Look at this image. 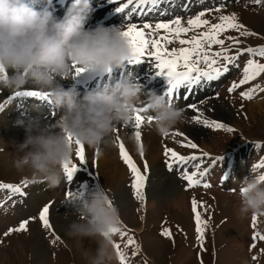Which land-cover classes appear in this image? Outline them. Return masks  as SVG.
I'll return each instance as SVG.
<instances>
[{"label": "rangeland", "instance_id": "1", "mask_svg": "<svg viewBox=\"0 0 264 264\" xmlns=\"http://www.w3.org/2000/svg\"><path fill=\"white\" fill-rule=\"evenodd\" d=\"M195 12L188 17L194 18L193 22L178 23L175 28L161 27L160 30L166 38L161 33H144L145 27H142L145 37L150 40H162L164 47L168 45L171 33L174 35V44L180 43L184 38L190 40L193 34L202 40L196 47H185L184 53L179 57L175 55L174 50L168 52V55L173 54L171 58L177 66L183 67L182 65L189 61L200 63L202 67L219 65L225 58H229L232 63L229 77H225L223 81L221 78L217 80L215 88L211 91L206 92L202 88L201 96L197 100L186 101L197 103L193 110L195 116L181 118V109L173 113L177 121L180 122L181 119L185 122H180L183 129L188 130L191 136H197L194 142L187 144L194 146L198 141L201 145L200 140H203L209 151L221 153L245 137L240 134L241 130L249 138L256 136L264 140V90L260 92L263 99L257 95V91L264 88V0H227L225 6L205 17H199ZM185 15L187 14L179 17ZM132 23L116 21L115 25L120 26L121 31ZM28 27L26 26V29ZM4 33H0L1 42L2 39L8 41L15 35ZM205 42L211 43L207 45ZM90 44V47L95 46V42ZM251 45L253 47H250ZM232 46L235 49L243 46L247 48L245 54L239 55L235 63L232 52L227 51ZM49 68L51 71L54 69ZM88 68L91 67L85 68L84 74ZM134 71L137 72L138 68ZM147 92L149 93V90ZM254 97L259 102L253 108L250 105L253 104ZM132 101L134 99L129 103ZM186 102L182 108L188 110L189 103ZM6 103L0 107V112ZM17 104L20 106L22 103L18 101ZM40 105L44 107L42 103ZM102 107L107 112L106 106ZM173 107L175 109V105ZM209 109L213 114L208 112ZM179 112L180 116L177 115ZM141 113L147 116L145 112ZM47 114L49 116V112L43 114L40 109L34 114L35 118H30V122L39 118L44 120ZM211 116L230 124L232 118L241 130L236 127L234 131L225 125L214 124L208 118ZM156 123L163 125L158 121ZM118 128L124 132L123 136H120L119 132L118 136L111 132V138L117 140L118 137H123L120 139L124 140L125 128L115 127L117 130L114 132H117ZM178 135L187 136L180 132ZM169 137L177 139L174 133ZM169 137L165 138L168 140L167 145V141L163 140L164 149L166 146L168 150L173 143ZM181 147L179 144L174 148L177 150ZM2 148L0 147V154L4 156ZM143 151V148H139L135 159L129 154L130 160L133 159L132 161L142 165L145 160ZM262 151L264 152V149ZM166 155L168 152L164 154ZM258 155L259 152L256 151H253L251 158L241 155L239 163H243L238 168L232 165L233 170L227 171L226 175V181L232 179L240 183L238 186L225 183L226 187L216 185L218 178L213 179L216 173L206 178L208 181L204 180V187L188 185L187 178L201 169L207 158H199L188 164L186 170L189 172L172 170L169 174L163 169V173L152 175L144 166L142 177L130 171L125 163H120L123 170L122 187L118 191L109 188L113 192L112 195L103 187V192L110 195L109 200L104 201L93 200L91 181L83 174H77L69 188L63 184L62 181L65 180L67 185L69 183L67 178L65 179L70 177L68 165L73 169L72 174L76 172V164L61 165V162H72L66 156L61 159V166L55 165V171L54 168L49 172L37 169L31 176H12L13 178L0 174V264H264V182H261L264 175V153ZM4 159L9 160L6 157ZM33 163L41 164L39 160ZM249 167L252 168L248 169ZM239 168L248 170L240 173ZM258 168L259 173L254 179H248ZM79 169L86 170V167L80 166ZM93 171L97 176V168ZM224 175L225 173L220 174ZM238 177L240 179L237 180ZM140 178L143 183L147 182L145 190L139 188ZM174 181L179 189H176L177 192L172 189ZM49 182H56L54 189L51 188L52 185L49 187ZM240 186L246 187L248 194L241 192L238 188ZM141 192L148 196L147 200L151 197L156 203L154 201L153 205L147 207V200L142 201L140 198ZM175 194H182L183 206H176L172 202ZM111 211H115L114 216H110ZM196 213L200 214L202 220L199 223L193 220ZM253 219L258 231L252 227ZM143 225L145 230L137 235ZM130 229L132 231H128ZM80 235L83 238L82 248L77 249L75 242Z\"/></svg>", "mask_w": 264, "mask_h": 264}, {"label": "bare ground", "instance_id": "2", "mask_svg": "<svg viewBox=\"0 0 264 264\" xmlns=\"http://www.w3.org/2000/svg\"><path fill=\"white\" fill-rule=\"evenodd\" d=\"M43 29L40 27L36 28L34 33L40 35ZM99 34L102 36L99 37V35H95L88 39V42H95V46L98 47L79 53L76 57V65L81 66L84 61L89 60L88 57H91L92 61L93 57H96L93 53L96 50L100 51V48H105L106 51L111 50V44L115 45L121 43L123 50L114 52V57L109 62H125L129 59V56H137L132 50L125 49L126 46L122 43V38L125 36H123L121 40L120 38H113L114 28L110 29L105 26L104 30ZM77 39L85 41L83 35L77 36ZM42 41L43 39L39 38L28 45L23 44L17 46L12 45L7 40L2 39V42L0 41V102L4 98L9 100L8 104L6 103V106L3 107L0 112V147H3L2 150L5 153L4 156L0 154V174L13 178L20 175H33V173H36L34 171L37 169L49 172L51 168H54L53 170L55 171V165L60 163L61 157L67 155L66 157L68 158H74V161L82 158L87 160L91 168H97L103 184L108 188L117 189L118 191L122 187L123 181V170L120 163L125 162L121 157L120 148L117 147V144L113 143L114 139L111 138L113 137L111 133L113 131L110 130L121 126L125 120L126 138L124 136L123 146L134 159L139 148H143L144 158L146 164L150 166L152 175L154 173H163V169L166 168V165L169 164L171 166L174 164L173 161L175 162V159L178 163L183 160L179 158L178 154L174 155L173 153V156L170 154L169 160L163 158L164 152L169 150L166 146L164 149L162 135L171 128V125H174L176 129L182 128V125L175 119V116L170 118L169 114L164 115V113L170 112L171 107L168 108L167 105H165L166 101L151 107L150 111L155 113L154 121L148 118L149 116H144L141 112L136 113L134 110L137 106L142 107L144 105L148 107L153 98H147L146 93L144 94L143 91L139 90L132 94L133 92H129V90L133 88V85L124 95L128 96L127 98H129V100L134 99V101L130 103L123 104L120 102L115 106H111L98 102L94 106L90 104L87 105L77 113L71 114L68 118L60 117L57 120H41L39 118L37 121L33 119L30 122V118H35L36 116H34V114L39 111L38 105L35 104L39 102L35 100L37 96L40 94L48 95L55 91H64L72 87L71 82L65 78L63 73H56L54 69L51 71L49 70L50 66L46 62L43 63L44 55L42 52L39 53V44ZM71 43L72 45L76 44L77 40L73 39ZM88 54L92 55L89 56ZM33 61H39V64ZM105 68H107L106 64L100 67L93 66L91 67L93 70L86 76L96 74ZM150 72H152V70L148 69L139 74L140 76H145L144 74ZM156 72L157 69L153 75H155ZM150 77L152 78V75H150ZM148 78H146L145 81ZM80 94L81 91L74 87L72 92L62 95L60 99H62L63 103H67V100L75 99ZM52 98L56 100L55 95H52ZM81 98L82 97H80V99ZM183 98V96H180L179 99L174 98L171 106L173 107L174 102H176L175 106L181 104ZM18 101L22 103L20 106L17 104ZM255 105H258V101L253 102L250 106L253 107ZM102 106H106L107 112L103 110ZM55 108L56 106L54 104L53 110H55ZM48 112L50 116V109ZM217 112L221 113L220 111ZM137 114H142L141 121H139ZM156 121H158V123H163V125H161L163 128L161 131L159 130L160 125H158ZM79 134H82L81 141L79 140V138H81ZM100 136H102V138ZM192 137L197 139L196 135ZM136 139H139V142ZM200 142H202L200 146L208 150L203 140H200ZM187 145L188 147H192V144H186V146ZM4 157L9 158V160L6 161ZM44 159H46V161H43ZM236 159H238L237 153L236 157L234 156L232 165H236L238 168L240 165L236 164ZM35 160H39L40 163L43 161V163L35 165V163H33ZM94 162H96L95 166ZM174 165L176 167L177 164ZM126 166L128 167V165ZM102 167L104 168L101 170ZM126 170H128V168ZM213 172L214 169H211L210 175H212ZM226 175L227 171L224 176L219 175V177L226 180L228 179ZM232 176H230V178ZM167 178L170 179L169 177ZM230 181H232V179H230ZM172 183V189L176 191V189H178L176 187L177 183L175 181ZM48 185L49 187L52 185L51 188L54 189L56 182L55 184L49 182ZM29 195L32 196L31 194ZM40 198H37V200ZM154 201L153 198L149 197L146 201L147 207L153 205ZM172 202L176 206H183L182 194H175L172 198ZM82 241L83 238H81V235L77 237L75 242L77 249L82 248Z\"/></svg>", "mask_w": 264, "mask_h": 264}]
</instances>
